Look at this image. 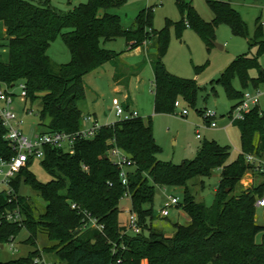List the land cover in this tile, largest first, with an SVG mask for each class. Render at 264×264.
Masks as SVG:
<instances>
[{
    "label": "trees",
    "instance_id": "1",
    "mask_svg": "<svg viewBox=\"0 0 264 264\" xmlns=\"http://www.w3.org/2000/svg\"><path fill=\"white\" fill-rule=\"evenodd\" d=\"M125 1L88 0L62 10L49 0H0V23L5 29L8 51V61L0 60V86L24 82L26 103L38 102L39 122L47 126V132L71 133L83 126L79 108V102L85 99L83 76L106 62L119 63V53L101 46L102 41L118 37H123L130 48L157 37L156 54L151 59L155 113L174 112L178 99L195 105L201 88L197 81L172 74L163 62L171 21L155 29L152 9L147 8L137 14L133 27L124 28L120 17L110 10ZM206 1L213 12L210 21L203 20L190 2L176 0L181 15L174 23L178 34L190 27L209 49L217 25L225 22L233 35L247 38L249 49H257L255 54L249 51L236 56L211 82L221 84L227 97L236 101L232 111L246 88L256 89L264 81L262 71L258 77L249 74L251 69H260L258 58L264 53V31L257 21L254 34L249 37L245 22L229 1ZM58 36L70 52L67 63H56L47 53ZM235 76L242 90L233 87ZM232 123L239 129L241 147L232 161L230 146L215 140L204 141L193 159L179 164L161 161L157 158L161 149L152 121L140 116L103 124L92 138L76 139L72 154L63 148L44 147L40 163L51 179L39 181L30 170L33 160L29 159L11 181L15 197L9 201L10 195L0 193V248L25 230L28 236L23 243L34 250L13 263L32 262L42 253H52L58 260L55 264H264V224L256 222V201L264 195V179L248 187L241 185L248 172L262 176L253 171L245 157L264 154V110L256 105ZM5 132L0 121V158L12 155ZM110 140L133 161L127 169L125 185L119 168L107 157ZM216 169L220 176L214 203L206 206L197 201L189 184L198 177H211ZM22 185L44 201L42 209L20 193ZM156 186L184 188L177 207L189 216L190 223H173L171 236L152 225ZM126 195L140 233L126 231L119 222V203ZM17 208L22 214L21 222L2 217ZM84 211L103 226L102 230L83 226ZM259 232L262 240L257 243ZM43 236L48 244L41 246L39 240ZM0 264L8 263L0 260Z\"/></svg>",
    "mask_w": 264,
    "mask_h": 264
},
{
    "label": "rangeland",
    "instance_id": "2",
    "mask_svg": "<svg viewBox=\"0 0 264 264\" xmlns=\"http://www.w3.org/2000/svg\"><path fill=\"white\" fill-rule=\"evenodd\" d=\"M38 1V0H32ZM50 3L62 10L72 9L74 6L85 3L88 0H49ZM192 4L199 16L210 21L213 18V12L206 0H186ZM230 1L232 7L236 9L247 26L249 37H252L259 21L264 31V0H222ZM151 8L153 17L152 25L155 29L163 28L166 21H171L169 26V44L163 57L165 67L172 74L190 78L197 81L199 87L195 105L180 100V106L174 108L171 113H154V83L153 74L148 59L139 55L129 59L131 65H138L145 61L141 68L140 75L133 77L129 84V92L132 102L131 108L139 111L144 120L149 118L152 121L153 133L160 152L157 158L164 162L179 164L184 159H193L201 144L206 140H215L221 145H229L231 154L229 161L234 160L241 152L240 134L236 125L231 121V106L235 100L227 97L221 84L214 82L225 67L238 55L249 52L255 54L257 49H249L247 38L235 36L232 34L228 24L221 22L215 29L213 42L222 45V48L214 44L207 49L201 37L190 27L183 29L178 34L175 22L179 21L181 15L178 11L176 0H126L120 7L110 10L111 13L120 17L124 28L134 26L135 17L142 9ZM3 24L0 23V60L8 61V51L5 47V34ZM101 46L108 50H113L119 54L126 51V41L123 37H118L109 41H102ZM49 57L56 63H67L71 59L70 52L63 39L58 36L47 51ZM260 69H251V77H258L260 71L264 73V53L258 58ZM111 66L109 62L91 70L83 76V80L89 87L86 91V97L79 102V108L83 114L95 112L101 124L111 123L118 118L115 116V106L122 101V95L116 93L113 89L110 75ZM232 85L236 90H242L238 76L232 79ZM95 91L99 97L94 101L93 93ZM245 90H256L259 93V107L264 110V81L260 82L256 89L252 87ZM17 93L18 90L15 89ZM117 98L118 100H115ZM15 110L19 120L22 121L20 129L25 136L31 137L37 132H45L47 126L41 125L38 118V102L30 105L26 103L25 107L32 110L31 113L23 111V104L15 101ZM181 109L188 111L186 116L180 114ZM210 110L216 113V127L207 125L203 111ZM87 115V114H85ZM197 134L199 137H197ZM264 157V154L261 155ZM30 170L41 182H47L51 177L44 171L40 161L35 160ZM220 170L213 171L209 178H195L190 182V189L196 195L199 202L206 206L214 203L215 189L219 181ZM263 176L248 172L241 180L243 187H248L252 183L263 181ZM201 182L202 187H201ZM20 193L29 196L40 209L44 207V201L27 186L22 185ZM184 188L182 187H159L155 188V197L153 202L154 219L152 225L161 229L167 236L174 232L173 223L189 224V216L177 206L169 208V215L162 216L160 210L167 195L177 196L180 202L183 199ZM131 208L129 196H124L119 203L121 222L126 223L128 213ZM256 222L259 225L264 224V208L257 207ZM27 232L22 230L15 241L5 244L0 248V260L8 264H55L57 258L52 253H42L40 257L32 262L13 263L11 261L26 257L34 247L23 243ZM262 233L256 235V242L260 243ZM48 244L45 236L39 240V245ZM145 264V261L143 262Z\"/></svg>",
    "mask_w": 264,
    "mask_h": 264
},
{
    "label": "built area",
    "instance_id": "3",
    "mask_svg": "<svg viewBox=\"0 0 264 264\" xmlns=\"http://www.w3.org/2000/svg\"><path fill=\"white\" fill-rule=\"evenodd\" d=\"M15 89L18 92H15ZM26 96L27 89L24 82H17L12 85L3 84L0 86V121L5 128L4 139L11 147L12 155L9 158H0V193L5 192L10 195L9 201L13 196V190L11 187V181L16 177L21 169L27 166L29 159L40 161L44 156V147L53 146L63 148L69 153H73V145L78 138H92L98 129L103 125L92 115H83L82 123H88L86 126H82L76 132H58V131H45L37 132L31 137L25 136L20 129L22 121L19 120L18 114L15 110V101L18 100L23 104V111L31 113L30 108H26ZM259 93L256 90H245L240 102L231 111V121L242 119L244 114L250 111L254 106L258 105ZM174 106L177 108L180 106V101L176 100ZM188 111L181 109L180 114L186 116ZM206 118L207 125L210 127H216L215 122L216 113L205 110L203 111ZM115 114L118 120L129 119L139 117L138 112L135 110H126L120 104L115 106ZM108 123L106 125H111ZM197 137L199 135L197 134ZM109 149L107 151V157L116 165L120 170V178L122 184L127 183V169L132 166L133 161L129 155L118 147L114 140H110ZM246 161L252 165L253 171L260 173L264 178V157L261 155H246ZM180 202L177 196L167 195L160 210L162 216L169 215V208L177 206ZM257 207L264 208V195L257 199ZM73 208L75 205L72 206ZM86 221H84V227H94L98 230H102L103 226L98 224L97 220L87 212L84 211ZM7 221L21 222L22 214L20 209H14L13 211H7L2 215ZM126 231L133 233H140L141 227L138 224V219L135 213L129 211L126 223L123 225ZM14 241H11L12 244ZM113 253L115 248H113ZM119 262V261H118Z\"/></svg>",
    "mask_w": 264,
    "mask_h": 264
},
{
    "label": "crops",
    "instance_id": "4",
    "mask_svg": "<svg viewBox=\"0 0 264 264\" xmlns=\"http://www.w3.org/2000/svg\"><path fill=\"white\" fill-rule=\"evenodd\" d=\"M3 31L5 34L4 28H3ZM125 48H126V51L122 52L119 56V63L118 64H115L114 62H109L110 66H111V69H110L111 82H112V86H113V89L115 90V92L122 95V101L118 102V103L121 106H123L126 110L137 111L135 108H131L132 98H131V94L129 92V84H130V81L133 77H138L140 75L141 68H143L145 61L142 63V65L141 64L131 65L128 63V61H129V59H131L133 57L141 55L144 57V60L148 59V61L150 63L151 70H152L151 59L156 54L157 37L156 36L152 37L151 40H149V41H147V42H145V43H143L140 46L135 47V48H130L126 44ZM152 74H153V71H152ZM84 86H85V97H86V91L89 90V87L85 81H84ZM91 92L93 93L94 101H97L99 95L95 91L91 90ZM114 99L118 100L117 98H114ZM137 112H138V115L140 116L139 111H137ZM153 112H154V106H153ZM85 114L92 115L99 122V119H98L95 112H88ZM85 114H83V115H85ZM115 116H116V114H115ZM116 118H117V116H116ZM113 122H111V123H113ZM86 125H88V123H83V126H86ZM119 222L121 225H123V223L121 222V219H120V213H119ZM27 236H28V234L25 236V238H27ZM1 248H2V246H1ZM145 264H146V262H145Z\"/></svg>",
    "mask_w": 264,
    "mask_h": 264
},
{
    "label": "water",
    "instance_id": "5",
    "mask_svg": "<svg viewBox=\"0 0 264 264\" xmlns=\"http://www.w3.org/2000/svg\"><path fill=\"white\" fill-rule=\"evenodd\" d=\"M216 47L222 48V45H219L218 43L212 42Z\"/></svg>",
    "mask_w": 264,
    "mask_h": 264
}]
</instances>
